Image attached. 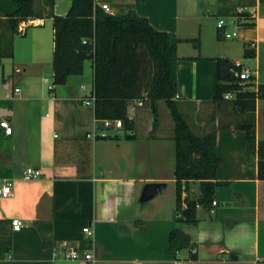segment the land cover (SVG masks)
<instances>
[{
    "label": "crops",
    "instance_id": "0c3cea01",
    "mask_svg": "<svg viewBox=\"0 0 264 264\" xmlns=\"http://www.w3.org/2000/svg\"><path fill=\"white\" fill-rule=\"evenodd\" d=\"M100 2L108 3L113 14L133 8L155 28L180 39L178 106L198 136L215 129L210 115L216 109L217 57L249 69L255 89L264 83V0H254L247 9L256 19L254 28L240 27L237 17L228 18L222 0ZM57 6L58 0H35L36 17L25 22L33 28H25L13 40L9 59L18 76L7 75L8 58L0 66V122L7 119L13 127L7 135L0 126V189L8 180L13 190L9 197L0 195V219L18 218L23 224L20 230L11 225L13 243L7 259L91 264L62 256L64 247L82 249V240H87L95 264H264V179L256 175L227 178L230 184L216 189V205L198 206L196 225L177 222L176 191L171 204L159 201L148 208L140 204L146 201L149 184L171 182L176 187L175 140L171 135L148 138L154 117L143 110L138 111L137 129L145 134L135 138L127 137L124 128L97 119L94 105L84 103L94 89L93 59L85 61L82 75L53 84V73L45 74L53 57L44 56V45L50 40L53 51L52 16ZM44 13L52 20L49 34L44 32ZM222 18L227 32L234 25V37H226L218 27ZM18 35L24 36L23 44H16ZM246 47L255 48L256 56L245 57ZM134 114L132 110L130 115ZM111 127L114 133L106 130ZM88 134L109 137L94 139ZM256 139L264 140V99L257 101ZM25 167L40 169L42 176L23 179ZM164 185L166 190L168 184ZM188 185L189 198L201 195L200 181ZM86 227L92 235L84 232ZM175 227L196 243L193 249L176 255L168 251L169 233Z\"/></svg>",
    "mask_w": 264,
    "mask_h": 264
},
{
    "label": "trees",
    "instance_id": "16d2710c",
    "mask_svg": "<svg viewBox=\"0 0 264 264\" xmlns=\"http://www.w3.org/2000/svg\"><path fill=\"white\" fill-rule=\"evenodd\" d=\"M65 15L54 14L53 84H64L71 75H82L87 59L94 60V113L99 120H123L127 137L144 135L138 131V111L143 110L154 117L148 138L171 135L175 140V184L176 220L191 225L198 222L199 205H212L216 189L230 181L221 177V167L229 148L236 143L248 146L256 154V177L264 179V140L256 139L257 101L264 99V83L255 89V77L240 80L233 71H241L227 57H217V87L213 101L221 110L229 104L233 109L247 115L239 127L245 134L239 141L229 133L219 137L215 130L204 136L196 135L177 100V45L176 34L155 28L148 18L139 15L133 8L126 13L113 14L94 8V0H70ZM0 16L6 19L12 31L8 50H0V66L5 57L13 55V40L19 34L22 22L35 19V0H0ZM240 27L254 28L255 17L247 11L236 13ZM220 37V36H219ZM195 44H197L195 42ZM256 56L255 48L246 47L245 57ZM145 80H148L145 83ZM231 94V98H226ZM135 114L130 115V106ZM97 135L94 139L108 138ZM85 140H89L85 138ZM91 150V144L85 145ZM58 149V144H57ZM90 164V158H86ZM200 181L201 195L184 198L182 188L189 189L190 181ZM11 221L0 219V264H51L48 261H19L7 259L12 250ZM82 249L90 243L82 240ZM196 243L181 228L175 227L169 233L168 251L174 255ZM192 252V251H191ZM196 258V253H191ZM237 259V255L231 256Z\"/></svg>",
    "mask_w": 264,
    "mask_h": 264
},
{
    "label": "rangeland",
    "instance_id": "374dc122",
    "mask_svg": "<svg viewBox=\"0 0 264 264\" xmlns=\"http://www.w3.org/2000/svg\"><path fill=\"white\" fill-rule=\"evenodd\" d=\"M223 7L225 8V12L227 13V17H236V13L240 11H247L248 7L253 5L254 0H222ZM71 5L70 0H58V6L56 7V13L60 15H65L67 11L69 10ZM119 10L120 8L119 4H112ZM45 19V31L46 33L52 28V20L50 16L47 14H43ZM233 24L231 25V28L229 29V32L232 34L233 32ZM26 28L28 30H31L33 28L32 25H28ZM12 37V31L9 27L6 19H3L0 16V50L7 51L8 50V43L11 40ZM234 37V36H231ZM24 42V36L18 35L16 37V44H23ZM52 42L49 40V43L44 45L45 47V53L44 56H48L49 58L53 57V51H52ZM7 60L4 62L6 63V69H7V75L13 74L15 76H18L16 71L13 68V62L12 59H9L10 57H5ZM49 74L50 73H45ZM148 80H145V83H147ZM132 105L130 106V109H132ZM132 111V110H131ZM130 111V112H131ZM129 112V113H130ZM213 118V125L214 130L217 132L218 136L221 137L223 134L229 133L230 136L235 139L236 141H239L241 136H243L244 131H242L239 127V124L244 122L247 118V115L240 113L233 109L232 105L226 106V110H217L215 109V112L210 115ZM152 119V118H151ZM110 133L115 132V128L111 127L109 129H106ZM229 152L226 155L225 162L221 167V177L223 178H230V177H244V176H255L256 175V167L258 163V159L256 154L252 153V150L248 146V142L246 141L244 144L242 143H236L229 148ZM168 184L166 190L163 192H157L152 197L146 199V201H140V204H143L148 208V206L155 204L156 202H163L165 205L171 204L174 199V191H176V187L173 183H164ZM175 189V190H174Z\"/></svg>",
    "mask_w": 264,
    "mask_h": 264
},
{
    "label": "built area",
    "instance_id": "2783aa9c",
    "mask_svg": "<svg viewBox=\"0 0 264 264\" xmlns=\"http://www.w3.org/2000/svg\"><path fill=\"white\" fill-rule=\"evenodd\" d=\"M100 7L102 9H104L106 12L108 13H112V8L108 3H104V2H100V0H94V8ZM228 26L227 21L222 18L219 20L218 22V27L220 29L223 30V34L226 37H231V36H235L236 33L232 32V34L230 32H227L226 27ZM25 28H26V23L22 22L19 25L18 31L20 34H23L25 32ZM237 66H240L241 63L240 62H235ZM234 76L236 78H239L240 80H249V78L252 76L251 72L249 69L247 68H243L241 71H233ZM44 81L46 83L49 84V88L52 89L53 88V84L48 80V78H45ZM16 92H20V89L17 88ZM232 95L231 94H226V98H231ZM94 101H95V92L94 89L92 91H90L89 95L85 98L84 103L87 105H94ZM133 110V107L132 109ZM105 125L106 126H114L115 128L118 129H123L124 128V121L123 120H105ZM0 126L4 129L5 134L7 135H11L13 132V127L11 125V123L7 120V119H2L0 122ZM96 135L94 134H88V137H95ZM42 176V172L40 169L37 168H33V167H25L23 170V179L25 180H34V179H38ZM12 183L8 180L4 181L2 183V187L0 189V195L1 197H9L12 194ZM182 195L184 198H188L189 194H188V190L183 187L182 188ZM213 205L217 204V201L214 200ZM12 225V229L13 230H20L22 228V221L18 218H15L12 220L11 222ZM84 232L87 233L89 236L92 235V231L89 229V227L84 228ZM62 256L66 259L69 260H80V259H85L86 261L90 262L91 264H95V258H94V254L92 253L91 250H83L79 247L76 246H71V247H64L63 248V252H62Z\"/></svg>",
    "mask_w": 264,
    "mask_h": 264
},
{
    "label": "water",
    "instance_id": "95a60500",
    "mask_svg": "<svg viewBox=\"0 0 264 264\" xmlns=\"http://www.w3.org/2000/svg\"><path fill=\"white\" fill-rule=\"evenodd\" d=\"M45 71L48 73H53V68L48 66L45 67ZM165 188V185L163 183H152L149 184L144 192V199H148L150 197H152L153 195H155L157 192H163Z\"/></svg>",
    "mask_w": 264,
    "mask_h": 264
}]
</instances>
